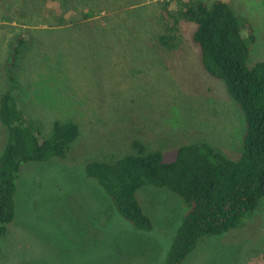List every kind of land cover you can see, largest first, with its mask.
Here are the masks:
<instances>
[{
	"label": "rangeland",
	"instance_id": "374dc122",
	"mask_svg": "<svg viewBox=\"0 0 264 264\" xmlns=\"http://www.w3.org/2000/svg\"><path fill=\"white\" fill-rule=\"evenodd\" d=\"M224 1L248 43V24L254 28L252 67L264 60V0ZM180 10L177 0H0V95L11 43L23 36L14 75L30 124L41 138L56 121L79 126L65 157L22 165L0 264H162L184 200L165 187H141L137 197L153 228L140 230L86 174V163L114 162L134 152L135 140L166 161L180 146L204 142L239 158L244 113L205 70L196 24ZM72 13L92 16L74 23ZM174 33L180 40L161 43L160 35ZM7 139L0 121V155ZM181 264H264V197L239 226L206 236Z\"/></svg>",
	"mask_w": 264,
	"mask_h": 264
},
{
	"label": "trees",
	"instance_id": "16d2710c",
	"mask_svg": "<svg viewBox=\"0 0 264 264\" xmlns=\"http://www.w3.org/2000/svg\"><path fill=\"white\" fill-rule=\"evenodd\" d=\"M177 6L183 18L196 24L193 39L201 48L205 70L224 82L244 113L241 155L231 159L208 143H191L180 146L174 158L166 161L161 151H149L135 140L133 153L114 162L94 159L85 165L86 174L104 188L117 212L140 230L153 228L137 197L141 187H165L184 200L187 209L183 221L162 264H181L206 236L239 226L264 197V60L252 67L246 64L256 39L254 28L248 24V43L240 17L228 1L177 0ZM91 16L72 13L68 21L75 23ZM159 38L168 45L180 40V34ZM24 41L20 36L11 43L6 63L9 84L0 95V121L8 131L0 155V237L16 216L15 194L22 165L65 157L79 135L78 124L67 120L56 121L52 135L41 138L22 111L14 70Z\"/></svg>",
	"mask_w": 264,
	"mask_h": 264
},
{
	"label": "crops",
	"instance_id": "0c3cea01",
	"mask_svg": "<svg viewBox=\"0 0 264 264\" xmlns=\"http://www.w3.org/2000/svg\"><path fill=\"white\" fill-rule=\"evenodd\" d=\"M4 92V91H3Z\"/></svg>",
	"mask_w": 264,
	"mask_h": 264
}]
</instances>
